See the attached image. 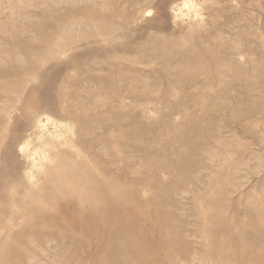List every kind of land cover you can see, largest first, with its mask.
Returning a JSON list of instances; mask_svg holds the SVG:
<instances>
[{
  "label": "rangeland",
  "instance_id": "rangeland-1",
  "mask_svg": "<svg viewBox=\"0 0 264 264\" xmlns=\"http://www.w3.org/2000/svg\"><path fill=\"white\" fill-rule=\"evenodd\" d=\"M183 1L0 0V264H264V0Z\"/></svg>",
  "mask_w": 264,
  "mask_h": 264
},
{
  "label": "bare ground",
  "instance_id": "bare-ground-1",
  "mask_svg": "<svg viewBox=\"0 0 264 264\" xmlns=\"http://www.w3.org/2000/svg\"><path fill=\"white\" fill-rule=\"evenodd\" d=\"M188 2H189V0H188ZM188 2H186V1L184 2V1H183V2H182V7H184V8H188V7H190L191 5H190ZM191 8H192V7H191ZM193 9H194V7H193ZM178 11H179V10H178ZM106 28H107V27H106ZM104 30H105V29H104ZM109 30H110V29H109ZM32 66H33V65H32ZM48 122H49V119H48V118L46 119L45 123H43V121L40 120L39 118H38V119L36 120V122H35V126H34V127H36V129L39 130V133H40V134H39V138H40V139L43 138V136H44V132H43V131H44V129H45V125H46V123H48ZM53 124H54V123H53ZM59 124H60V123H59ZM62 126H63V125H62ZM54 127L56 128V130L53 132L54 135H52L53 133L50 134V135H52V137L59 138L60 136H64V135H62V134L66 133V132H64V133L61 134V130H58V126L54 125ZM59 127H60V125H59ZM64 127H66V126H63L62 129H65ZM57 130H58V131H57ZM65 130H66V129H65ZM65 130H63V131H65ZM69 131H70V130H69V128H68V132H69ZM69 133H71V131H70ZM65 136H66V135H65ZM49 139H50V137H49ZM52 140H53V139H52ZM50 141H51V140H50ZM64 141H65V139H64ZM57 142H58V141H57ZM59 142H60V141H59ZM66 142H68V141H66ZM60 143L62 144V141H61ZM64 143H65V142H64ZM57 144H59V143H57ZM48 145H49V144H48ZM51 145H52V144H51ZM23 147H24V146H23ZM23 147H21V149H19V150L22 151V150L24 149ZM42 156H44V155H42ZM45 158H46V156L43 157V159H45ZM48 159H49V158H48ZM66 160H67V159H66ZM41 161L43 162V160H41ZM69 161L72 162V159H69ZM69 161H68V162H69ZM81 162H82V161H80L79 163H81ZM69 163H70V162H69ZM83 163H84V162H83ZM83 163H81V165H82ZM61 164H62V163H61ZM65 164H66V163H65ZM38 165H39V164H38ZM71 165H73V163H71ZM71 165H70V166H71ZM83 165H84V164H83ZM85 165H87V164H85ZM59 166H60V165H59ZM61 166H62V165H61ZM65 166H66V165H65ZM37 167H38V166H37ZM73 167H74V166H73ZM31 168H32V165H31ZM57 168H58V167H57ZM59 168H60V167H59ZM61 168H63V167H61ZM61 168H60V170L62 171L63 169H61ZM76 168H77V167H76ZM80 168H81V167H80ZM80 168H79V169H80ZM71 169H73V168H71ZM77 169H78V168H77ZM60 170L58 169V170L56 171V175L54 174L56 177H58L59 174H62V173H60V172H61ZM65 170H66V169H65ZM80 170H81V169H80ZM82 170H83V169H82ZM59 171H60V172H59ZM76 171H78V170H76ZM76 171H75V172H76ZM85 171H87V173H88V170H87L86 168H85ZM51 172H53V171H51ZM58 172H59V173H58ZM62 172H63V171H62ZM72 172H73V171H72ZM75 172H73V173H75ZM80 172H81V174H83V173L85 174V172H83V171H80ZM82 172H83V173H82ZM57 173H58V175H57ZM67 173H68V171H67ZM67 173H65V174H67ZM87 173H86V174H87ZM50 174L53 175V173H50ZM77 174H79V173H77ZM54 175H53L51 178H53V180L55 181L56 178L54 177ZM71 175H72V174H71V172H70V175L68 174V176H71ZM73 175H74V174H73ZM89 175H90V174H89ZM62 176H64V174H62ZM62 176L59 175V179H60V177H62ZM68 176H67V177H68ZM76 176H79V175H75V177H76ZM80 176H83V178L85 177L84 175H80ZM64 177H65V176H64ZM64 177H63V178H64ZM67 177H66V178H67ZM89 177H90V176H89ZM89 177H88V178H89ZM32 178H33V174L30 175V181L32 180ZM54 178H55V179H54ZM63 178H62V179H63ZM70 178L72 179L73 177H70ZM70 178H69V179H70ZM81 178H82V177H81ZM81 178H79V179H81ZM83 178H82V179H83ZM75 179H76V178H75ZM77 179H78V177H77ZM84 179H85V178H84ZM90 179H91V177H90ZM57 180H58V179H57ZM64 180H65V179H64ZM67 180H68V178H67ZM67 180H65V181H63V182L65 183ZM54 181H53V182H54ZM60 181H62V180H60ZM60 181H59V182H60ZM68 181H69V180H68ZM72 181H73V180H72ZM83 181H85V180H83ZM83 181H82V182H83ZM48 182L50 183V181H48ZM53 182H52V184L55 183V182H54V183H53ZM59 182H56V183H59ZM87 182H88V181H87ZM87 182H86V183H87ZM56 183H55V184H56ZM67 183H68V182H67ZM69 183H70V182H69ZM73 183L76 184L75 180L73 181ZM78 183H79V181H78ZM78 183H77V184H78ZM88 183H89V182H88ZM50 184H51V183H50ZM50 184H49L48 186L54 188L53 185H50ZM55 184H54L55 188H54L53 190H55V189L58 190V189L60 188V187H59L60 185L58 186L59 188H58V187L56 188V185H55ZM62 184H63V183H62ZM62 184H61V187H62ZM84 184H85V183H84ZM57 185H58V184H57ZM64 185H66V184H64ZM68 185L71 186L70 184H68ZM87 185H88V184H87ZM89 185H90V184H89ZM48 186H47V187H48ZM66 187H67V185H66ZM71 187H72V186H71ZM76 187H77V185H76ZM109 187H111V186H109ZM112 187H113V186H112ZM112 187H111V188H112ZM48 188H49V187H48ZM62 188H64V187H62ZM67 188H68V187H67ZM69 188H70V187H69ZM69 188H68V191L71 190V189H69ZM106 188H107V187H106ZM114 188H116V187H114ZM50 189H51V188H50ZM50 189H49V190H50ZM78 189H79V186H78ZM78 189H76V190H78ZM86 189H87V188H86ZM94 189H95V188H94ZM108 189H109V188H108ZM108 189H107V190H108ZM57 190H55V191L57 192ZM62 190H64V189H62ZM73 190H74V189H73ZM107 190H106V191H107ZM113 190H114V189H113ZM50 191H51V190H50ZM58 191H59V190H58ZM98 191H100V190H98ZM109 191H112V190L110 189ZM109 191H108V192H109ZM120 191H121V190H120ZM59 192H62V191L60 190ZM59 192H58V193H59ZM65 192H67V189L65 190ZM78 192H79V190L77 191V193H78ZM93 192H94V191H93ZM113 192H114V191H113ZM53 193H54V191H53ZM53 193H52V194H53ZM68 193H69V192H67V196H68ZM80 193H81V191H80ZM114 193H116V192H114ZM114 193H113V195H115ZM119 193H120V192H119ZM119 193H118V195H119ZM61 194H62V193H61ZM72 194H73V193H71V195H72ZM74 194H75V193H74ZM93 194H94V193H93ZM98 194H99V192H98ZM106 194H107V193H106ZM106 194H104V195H106ZM109 194H110V193H109ZM57 195H58V194H57ZM57 195H56V196H57ZM59 195H60V194H59ZM71 195H69L68 197H70ZM82 195H83V194H81V197H82ZM72 196L74 197V195H72ZM77 196H78V195H77ZM83 196H84V195H83ZM91 196H92V195H91ZM99 196H100V195H99ZM115 196H116V195H115ZM51 197H52V195H51ZM68 197H67V198H68ZM73 197H70V199L73 198ZM81 197L79 196V198H78L79 202L77 201L78 203H80ZM94 197H96V196H94ZM119 197H120V196H119ZM119 197H118V198H119ZM52 198H53V197H52ZM58 198H59V197H58ZM65 198H66V197H65ZM65 198H64V199H65ZM87 198H88V197H87ZM112 198H113V197H112ZM118 198H117V199H118ZM60 199H61V197H60ZM83 199L85 200L86 198L83 197ZM88 199H89V198H88ZM91 199H92V198H91ZM94 200H95V199H94ZM94 200H92V201H94ZM97 200H98V197H97ZM53 201L55 202V201H56V198H55V200H53ZM60 201H61V200H60ZM89 201H90V200H89ZM102 201H103V200H102ZM105 201H106V200H105ZM108 201H109V200H108ZM51 202H52V201H51ZM82 202H83V201H82ZM94 202H96V201H94ZM100 202H101V201H100ZM103 202H104V201H103ZM87 203H88V205H89V203H91V202H87ZM98 203H99V202H98ZM104 204H105V203H104ZM104 204H103V205H104ZM97 206H98V205H97ZM90 208L93 209L92 206H91ZM87 209H88V206H87ZM96 209H97V208H96ZM93 210H95V209H93ZM95 212H97V211H95ZM95 214H96V213H95ZM112 227H113V226H112ZM111 229H112V228H111ZM113 230H114V229H112L111 231H113ZM112 234H113V233H112ZM2 247H3V246H2ZM4 247H5V246H4ZM0 248H1V247H0ZM5 248H6V247H5ZM5 248H4L3 250H5ZM0 250H2V249H0ZM118 252H119V250H118Z\"/></svg>",
  "mask_w": 264,
  "mask_h": 264
}]
</instances>
